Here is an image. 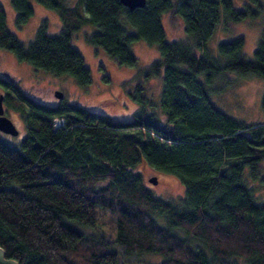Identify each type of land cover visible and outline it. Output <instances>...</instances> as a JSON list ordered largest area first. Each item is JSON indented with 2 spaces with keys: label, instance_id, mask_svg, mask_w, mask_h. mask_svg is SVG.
I'll return each mask as SVG.
<instances>
[{
  "label": "trees",
  "instance_id": "1",
  "mask_svg": "<svg viewBox=\"0 0 264 264\" xmlns=\"http://www.w3.org/2000/svg\"><path fill=\"white\" fill-rule=\"evenodd\" d=\"M37 1L58 12L61 31L50 34L44 22L27 45L8 28L0 3V48L87 86L91 68L72 43L83 24L98 27L87 41L121 66L137 64L134 41L157 44L161 58L138 73L148 78L163 71L158 106L166 119L148 110L155 103L142 84L130 91L140 105L136 121L123 124L63 100L35 101L17 81L0 77L10 90L5 103L21 110L27 128L18 145L0 137V246L6 257L19 264H120L115 244L126 254H159L161 264H240L237 257L264 264V201L255 199L245 176L246 170L254 178L260 174L264 121L245 123L212 99L225 89L216 83L225 74L264 79V27L252 57L243 52L242 36L220 41L216 55L207 45L221 22L256 16L252 5L263 9V1L146 0L135 9L121 0ZM12 4L22 27L34 6L30 0ZM171 10L183 17L186 39H166L162 16ZM57 117L65 123L55 129ZM141 163L178 176L182 201L155 195L136 172ZM100 210L110 212L111 238L78 227L104 225Z\"/></svg>",
  "mask_w": 264,
  "mask_h": 264
},
{
  "label": "rangeland",
  "instance_id": "2",
  "mask_svg": "<svg viewBox=\"0 0 264 264\" xmlns=\"http://www.w3.org/2000/svg\"><path fill=\"white\" fill-rule=\"evenodd\" d=\"M77 1L67 0V3L76 5ZM236 1L240 6L249 3L248 0ZM262 1L264 3V0ZM30 2L34 6L35 13L22 27H18L12 0H0L6 10L8 28L27 45L35 38L37 30L44 22L47 23V30L50 34L59 33L63 27L61 17L56 10L43 6L37 0H30ZM252 8L258 10L256 16H248L235 22L220 23L207 43L209 50L214 55L218 53L217 45L220 41L230 40L238 36L244 38L243 52L245 55L247 57L254 55L264 27V8L260 9L257 5H252ZM83 13L85 14V12ZM162 23L167 40L187 38L183 17L180 14L173 12V10L166 12L162 16ZM129 28L134 30L132 26H129ZM97 29L98 27L94 24H83L74 32L72 39L73 45L83 54L92 71V82L87 86L78 84L75 78L69 74L56 75L45 69L36 68L26 61L19 60L11 50L4 48H0V77L17 81V85L24 95L35 101L56 104L59 100H63L66 103L80 105L91 111L108 115L113 122L123 124L136 121V114L140 105L130 94V91H134L138 84H142L146 93L151 96L155 103L153 107L148 105V110H155L158 120L165 122V113L158 106L163 86V71L157 76L148 78L138 73L141 68L161 58L158 45L149 44L144 40L134 41L131 48L137 58V64L134 66H121L105 53L97 52L98 48L87 41L86 36L91 35ZM99 60L102 61L103 68L100 67ZM106 75L109 76L110 80H105ZM216 83L219 85L218 87H225L222 92L212 96L213 101L221 109L245 123L251 124L264 121L262 108L263 78L255 74L242 76L229 73L218 78ZM4 90L6 89L0 84V93H4ZM56 91H62L63 97L58 98L55 95ZM4 107H6V115L17 125L19 133L12 135L0 131V137L9 144L18 145L27 135L24 114L21 110L8 104H4ZM136 172L140 173L144 184L155 195L177 202L182 201L184 198L185 186L178 176L156 170L145 163L138 165ZM154 176L158 179L156 184L150 181ZM245 176L251 182L250 184L248 180L249 186L253 188L255 199L258 202L264 201V160L261 161V171L256 176L257 179L252 176L250 170H246ZM100 211L99 221L104 225L99 228L78 227L87 234H93L97 237L104 234L107 238H111L110 232L113 230V224L109 216L110 212ZM112 248L121 253L120 264H161L164 261V257L159 254H126L115 244ZM236 259L240 264L246 263L241 257Z\"/></svg>",
  "mask_w": 264,
  "mask_h": 264
},
{
  "label": "water",
  "instance_id": "3",
  "mask_svg": "<svg viewBox=\"0 0 264 264\" xmlns=\"http://www.w3.org/2000/svg\"><path fill=\"white\" fill-rule=\"evenodd\" d=\"M121 2L125 4L126 6H128L130 9H135L137 7H143L146 4V0H121ZM55 95L58 98H62L63 92L56 91ZM0 131L9 133L12 135H17L19 133V129L17 125L12 121L11 118H9L5 114L3 94H0ZM150 181L153 184H156L158 182V179L156 176H154L150 179ZM0 264H19V262L16 259L6 257V252L4 248L0 246Z\"/></svg>",
  "mask_w": 264,
  "mask_h": 264
},
{
  "label": "built area",
  "instance_id": "4",
  "mask_svg": "<svg viewBox=\"0 0 264 264\" xmlns=\"http://www.w3.org/2000/svg\"><path fill=\"white\" fill-rule=\"evenodd\" d=\"M65 123V119L62 117H57L54 118L53 120V124L55 125V129H57V127H60L61 125H63Z\"/></svg>",
  "mask_w": 264,
  "mask_h": 264
},
{
  "label": "flooded vegetation",
  "instance_id": "5",
  "mask_svg": "<svg viewBox=\"0 0 264 264\" xmlns=\"http://www.w3.org/2000/svg\"><path fill=\"white\" fill-rule=\"evenodd\" d=\"M0 94H1V93H0ZM2 94L4 95V100H5L6 90H4V93H2ZM4 104H6L5 101H4ZM5 114H6V107H5Z\"/></svg>",
  "mask_w": 264,
  "mask_h": 264
},
{
  "label": "bare ground",
  "instance_id": "6",
  "mask_svg": "<svg viewBox=\"0 0 264 264\" xmlns=\"http://www.w3.org/2000/svg\"><path fill=\"white\" fill-rule=\"evenodd\" d=\"M10 118V117H9Z\"/></svg>",
  "mask_w": 264,
  "mask_h": 264
}]
</instances>
